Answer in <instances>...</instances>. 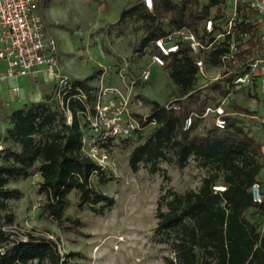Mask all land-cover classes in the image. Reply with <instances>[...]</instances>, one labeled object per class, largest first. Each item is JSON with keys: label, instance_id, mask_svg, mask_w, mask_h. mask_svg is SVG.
Masks as SVG:
<instances>
[{"label": "trees", "instance_id": "obj_1", "mask_svg": "<svg viewBox=\"0 0 264 264\" xmlns=\"http://www.w3.org/2000/svg\"><path fill=\"white\" fill-rule=\"evenodd\" d=\"M223 6L224 0H153V9L149 11L142 0H136L131 8L122 11L119 20L129 17L140 24L142 35L137 49L140 52L172 29L187 28L199 36L204 30V20L224 18ZM245 32L249 49L239 54L240 66L254 56L253 49L258 45L257 27L243 21L236 24V41H241L239 34ZM228 41L226 37L207 53V65L220 63ZM165 68L184 96L200 79L186 49L171 55ZM232 79L233 75L223 77L207 88L221 98H228ZM72 85L86 94L92 90L87 80ZM187 97L185 104L174 102L179 105L178 111L151 103L150 114L141 127L153 123L152 129L132 149L128 159L134 172L142 164L155 173L159 171V162L174 163L183 169L191 159L206 170L197 191L180 194L168 189L157 200L155 231L162 235V242L170 246L173 254L163 261L165 264H264V143L244 128L237 117V111L242 109L236 106L233 107L236 111L225 117L224 129L219 130L213 124L198 132L205 108L209 107L207 101H213L212 106L219 101L212 95L202 100L192 93ZM53 100V96H48L44 103L24 105L7 117L4 140L17 145V150L4 144V151L0 152V213L6 209L8 200L20 196L17 189L6 187L9 180L38 175L37 193L43 197L41 210L57 224L67 220L64 211L71 192L75 194L77 207L102 215L112 209L114 201L95 190L90 182L93 175H100L99 181H103V170L81 150V139L87 132L84 107L77 99H70L72 121L68 125L64 113L52 106ZM190 115H193L191 125L184 130V122ZM254 183L260 185L263 196L260 204L252 201L250 188ZM215 186L226 189L215 192L212 189ZM11 220L7 216V221ZM8 243L9 234L0 225V246ZM45 262L60 264L55 245L30 235L0 255V264Z\"/></svg>", "mask_w": 264, "mask_h": 264}, {"label": "rangeland", "instance_id": "obj_2", "mask_svg": "<svg viewBox=\"0 0 264 264\" xmlns=\"http://www.w3.org/2000/svg\"><path fill=\"white\" fill-rule=\"evenodd\" d=\"M135 1L39 0L36 11L42 17L46 38L55 43L59 73L72 82L87 80L93 89L113 88L128 97L131 111L141 117L150 114L152 102L163 106L176 101L185 104L191 93L201 100L212 95L223 103L227 112L236 111L234 106L242 109L237 111L241 124L264 143L262 92L256 91L254 96L253 91L242 88L233 90L228 98H221L207 88L219 70L206 66L207 79H198L193 89L182 95L165 67L150 64V46L137 50L142 35L140 24L129 17L119 20L122 11L131 8ZM144 70L150 73L146 83L139 80ZM13 87L19 89V98L12 95ZM49 87L45 74L37 84L29 78L0 82V100L4 106V109L0 107L1 153L4 144L17 150V145L4 140L6 134L2 127H6V114L24 104L44 103L48 96H53ZM41 98L40 102H34ZM51 102L61 111L56 100ZM213 104L208 100L206 106ZM213 121L212 114L203 116L197 131L209 129ZM151 129L152 125H148L127 139L108 144V160L102 167L103 181H99L100 175L90 178L95 190L114 201L112 209L102 215L77 207L75 194L71 192L64 211L67 220L57 224L41 210L43 197L37 193L38 175L9 180L6 187L20 192L17 199L6 202V209L0 213L1 229L9 234V241H26L29 235L52 241L60 264H165L163 258H172L173 254L170 246L162 242V235L155 231L157 200L168 189L180 194L197 191L206 170L191 159L183 169L174 163L159 162V171L155 173L142 164L136 172L132 171L129 155ZM7 216L12 218L11 222Z\"/></svg>", "mask_w": 264, "mask_h": 264}, {"label": "built area", "instance_id": "obj_3", "mask_svg": "<svg viewBox=\"0 0 264 264\" xmlns=\"http://www.w3.org/2000/svg\"><path fill=\"white\" fill-rule=\"evenodd\" d=\"M38 1L0 0V62L5 64V71L0 75V80L45 74L53 83V98L58 102L68 125L72 121L68 103L70 99L80 101L84 107L83 118L87 131L81 139V150L102 168L108 160V144L131 137L143 128L141 122H144L146 117L133 114L128 97L121 96L113 88L100 86L86 94L72 87V81L59 73L55 43L46 38L42 17L36 11ZM142 4L152 11L153 0H142ZM223 11V19L216 21L209 17L204 20V30L199 36L187 28H180L172 29L153 40L148 45L150 64L163 68L171 55L186 49L200 78L207 79L206 66H210L219 70V73L209 80L211 83L233 75L232 91L246 88L253 91L254 96L256 91H260L264 102V0H224ZM242 21L257 27L258 45L253 49L254 56L248 57L240 66L239 54L249 49L246 32L239 34L241 41L235 39L236 24ZM226 37H229V41L226 52L220 56V63L217 66L207 65V53ZM139 80L148 82L149 71L144 70ZM12 92L18 95L17 88H13ZM166 107L173 111L179 110L176 103H170ZM209 113L213 115V124L219 130L224 129L225 117L231 114L225 110L222 102L205 108L202 117ZM192 116L185 120L184 130L189 129ZM262 123L264 125V119ZM212 189L215 192H223L226 188L215 186ZM250 193L254 203L263 202L258 183L251 186ZM262 227L264 228V219ZM15 243L9 241L8 244L0 246V255H5L6 249Z\"/></svg>", "mask_w": 264, "mask_h": 264}, {"label": "crops", "instance_id": "obj_4", "mask_svg": "<svg viewBox=\"0 0 264 264\" xmlns=\"http://www.w3.org/2000/svg\"><path fill=\"white\" fill-rule=\"evenodd\" d=\"M5 71V64L3 63V62H0V75L3 73ZM44 74H42V73H39V74H36V75H29V76H26V77H22V78H13V79H25V78H29V80H30V82H32V83H34V84H37V83H39V77L40 76H43ZM9 79V78H8ZM5 80H7V79H5ZM5 80H0V82H4ZM47 81L50 83V87H49V90L50 91H52V88H53V83H52V81L47 77ZM89 87H91L90 85H89ZM13 88H17V87H13ZM12 88V89H13ZM92 88V87H91ZM12 89H11V91H12ZM18 89V88H17ZM93 89V88H92ZM12 95L14 96V97H16V98H19V95H20V92H19V89H18V95H15L13 92H12ZM42 100V98L41 99H37L36 101H34V102H40ZM33 103V102H32ZM25 105V104H24ZM23 105V106H24ZM0 107L2 108V109H4V106H3V103H2V101L0 100ZM9 116V113H7L6 114V117H8ZM6 126H7V122H6ZM5 126H3L2 127V132L5 130ZM40 179V178H39ZM40 181V180H39Z\"/></svg>", "mask_w": 264, "mask_h": 264}]
</instances>
